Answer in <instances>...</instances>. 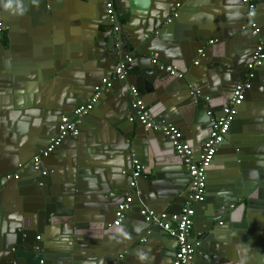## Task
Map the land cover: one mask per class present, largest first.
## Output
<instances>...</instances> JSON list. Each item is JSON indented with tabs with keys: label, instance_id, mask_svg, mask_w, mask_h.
Returning a JSON list of instances; mask_svg holds the SVG:
<instances>
[{
	"label": "crops",
	"instance_id": "1",
	"mask_svg": "<svg viewBox=\"0 0 264 264\" xmlns=\"http://www.w3.org/2000/svg\"><path fill=\"white\" fill-rule=\"evenodd\" d=\"M48 1L45 4V0H11L12 7L7 8L9 0H0V17L6 23L5 31L0 34V171L16 163V172L25 174L23 184L17 185L16 180L12 179L9 184L1 185L0 239L8 231L17 230L19 223H27L22 220V213L25 207L29 208L32 204L29 197L24 196L23 200L19 196L21 189L32 185L36 175L35 171L26 169L27 164L21 162V155L30 153L34 148L31 141L39 140L43 133L46 134L42 137L47 138L54 132L57 109L68 112L75 107V103L89 96L103 78L111 77L117 55L121 57L119 52L111 56L107 53L101 55L105 53L104 48L107 52L117 47L104 25L107 20L105 0ZM174 3L181 9V19L166 28L164 24L172 15ZM121 16L120 24L126 28L132 43L136 44L135 39H138L141 49L145 50H130L135 55L130 65L132 69L129 68L131 82L136 83L134 74L149 68L148 60L152 55L154 58L159 54L169 62V66L184 71L178 72L182 77L186 75L192 85H196V82L202 85L206 83L204 93L211 98H202L190 105L180 102L186 123L181 124L179 129L183 139L198 150L209 133L207 109L212 113L221 112L230 95L226 87L243 76L246 61L255 49L251 30L243 26L246 15L241 0H128L121 7ZM255 21L261 32L264 31L263 0H258ZM158 30L160 34L154 35ZM125 38L122 36L118 49L129 51ZM212 40L213 44L210 43ZM200 49L206 53L205 64L197 67L194 62L201 57ZM147 75L152 80L142 79L137 82L138 86L134 85L139 88L150 113L153 111L158 118H169V106L162 105L161 100L167 101L170 91L176 92L177 87L182 86V81L171 74L159 75L158 81L150 73ZM113 81L112 91L102 92L100 102L95 105L97 114L82 126V143L77 144L69 137L58 149L62 158L77 156L75 169L81 165V173L77 177L82 186L83 205L87 206L86 218L78 219V227L74 226L67 214L65 199L59 198L51 204L42 228L37 226L36 242L51 251L67 252L68 264H171L177 248L176 241L161 231L146 236L148 227L138 218L136 210L120 226L107 228L106 225L114 221L116 209L127 194L132 195L133 203L136 199L131 180L125 176H129V171L133 169L129 156L127 159L121 156L120 151L111 152L107 148L93 149L95 138L91 144L88 143L96 134L103 117L124 112H131L132 116L135 114L129 91L125 99L122 96L127 87L121 80ZM209 81L212 84L207 83ZM261 96V92L256 90L243 103L245 115L238 124L240 129H236L239 133H235L240 138L236 142L241 156H237L229 146L225 148L228 153L221 163H217L219 156L216 155L209 171L208 204L207 207L195 205L197 217L192 234L204 248L207 245L211 248L217 239H209L213 234L210 223L214 221L217 228L222 227L225 231V219L232 221L233 227L229 228L227 236L231 234L248 242L244 251L241 248L243 259L244 255L247 261L249 259L247 264H264V209L251 204L254 210L260 211L253 212L246 200H238L240 191L245 190L246 186L250 189L252 183L256 187L264 184V178L255 174L258 161L250 159L258 147L264 148L261 134L264 133V115H257L262 107ZM192 116L200 122H189ZM11 118L18 122L16 129L7 125ZM149 134L147 141L156 146L145 154L139 152L137 155L140 163H146L144 165L149 174L144 177L145 181L137 180L136 186H140L142 194L136 203L145 204L156 213H178L182 202L188 198L187 166L180 161L167 138L165 140L159 133ZM243 140L244 143H241ZM106 141L109 140L106 139L104 143ZM43 142V145L47 143L46 140ZM143 145L147 148L148 143ZM158 153L160 156L156 158ZM51 154L42 160L44 166L53 167V164L62 161ZM109 179L117 182L114 187L125 189L123 197L115 189L109 188ZM6 205L12 206V210L6 212ZM3 215L8 216V221L3 219ZM97 217H101L104 224L99 234L95 233L98 228L92 227L98 223L94 221ZM143 234L144 241H139ZM8 236L13 237L14 242L15 236ZM37 236H40L39 240ZM160 236L162 238L158 239ZM120 245L121 250L118 249ZM233 253L236 256L239 254L235 250ZM12 254L10 250H0V257ZM202 260L208 264L206 259Z\"/></svg>",
	"mask_w": 264,
	"mask_h": 264
},
{
	"label": "water",
	"instance_id": "2",
	"mask_svg": "<svg viewBox=\"0 0 264 264\" xmlns=\"http://www.w3.org/2000/svg\"><path fill=\"white\" fill-rule=\"evenodd\" d=\"M114 1L116 3L115 10H116V16H117V23L120 26V30H118L116 32L113 29L108 15H107L106 23H104V25H106L107 30L110 31L109 35L111 38H113V44L114 45L116 44L117 47H113L112 49L108 50L107 52L104 48L105 53H102L101 55L104 56L107 53L108 56H111V54H113V53L118 54V52H119L121 57H119V55H117L118 60L116 61L115 65H114V67H115L116 64L118 63V61L125 58L126 56H131L133 58L132 62H134L135 55L134 54L132 55L131 54L132 52L130 50L134 49L136 51L137 49H139L140 51H144V52H145V50L141 49L142 45H140L138 43L139 42L138 39H135V41L137 42L136 44L132 43L133 40L128 35L126 28L120 24V20L123 18L121 16V7L124 6V3H126L128 0H114ZM48 2H49L48 0H45L44 3L48 4ZM106 3H107V0H105V9L107 11ZM241 3H242V1H241ZM176 5L177 4L174 3V9L172 10V15H171V17L168 18V20H166V24H164V26H166V28L172 26L174 22L181 19V9L179 7H177ZM242 5L244 6L245 15H246V24L243 26H244V28H249L251 30V32L254 36V39H255V47H256V44L258 43V38L260 36L264 37V31L261 32V30H260V32L258 34L253 33V28L250 26V23L254 22V23H256V25L258 27H259V25L255 21V17H254V19L248 18L247 8L243 3H242ZM123 29H124V31L125 30L126 31L123 32ZM2 33H0V34H2ZM159 34H160L159 30L154 33V35H159ZM122 36L123 37L126 36L125 42H127V44H128L127 46L129 48V51H122L121 49H123V48L118 49V45H120L119 41L121 40ZM215 41H216V39H215ZM254 50L252 51V53H250L251 55L249 54L250 56L248 57V59L246 61L243 76L239 80L235 81V84L226 87V91L230 95L227 97L226 104L221 108L222 113L220 111H219V113H216V112L212 113L209 108L207 109V115L209 117L208 118L209 119V121H208L209 122L208 123L209 132L211 131L212 126L214 124V119H218L223 114L222 110L228 104L236 85L241 83V82H244L246 80V75L249 72L248 63L251 60V57L254 53ZM136 52H138V51H136ZM96 56H98V54ZM156 57L158 59L157 64H154L152 62V59H153V55H152L151 58L148 60V63L150 64V66H148L149 68H144L143 71L137 72L136 74H134V76H136V80H137L136 83L131 82V80H130L131 75H130V73L128 74L126 80L123 81L124 85L127 87V89L122 92V96H124V99H125V97L128 93V90H129L128 86H130L132 84L137 85V82L142 80V79H146V80L148 78L151 79L147 74L150 73L151 75H153L155 77V80H157V81H158V76L161 74H165L168 76L170 75L165 69H163V70L160 69V64L166 63L168 65L169 62H167L166 60H163L162 57L159 56V54L156 55ZM205 57H206V53H204L203 56L198 58L199 64L194 65V66L198 67V66L202 65V63L205 62L204 61ZM131 69L132 68H130V70ZM178 71L181 73L184 72L181 70H178ZM172 76L177 77L174 75H172ZM179 79L182 81L181 82L182 86L177 87L176 92L169 90L170 91V94H169L170 98H168L167 101L165 100V102H164L163 99L161 100L162 105L165 104V105L169 106V112H170L169 118H167V117L158 118L153 111L151 113L154 118L162 119V120H165L166 122L173 123L177 127H181L182 126L181 124L186 123V116L184 113H181V112H183V110L181 109L180 102H183L184 104L190 105L191 103L200 101V99L202 100V98H211L209 95L204 93L203 86L206 85V83L202 85L200 82H196L195 83L196 85H192L190 80L187 79L186 75H183V77H181ZM263 79H264V66L254 70V78L252 79V88L249 91H247V93H246V97H247L249 94H251L252 92H254L256 90H259L261 92L262 107L257 112V115H259V116L264 115V96H263L264 83L262 82ZM114 83L115 82L112 81V86L109 87L107 90H104L105 91V92L103 91L104 94L108 93L107 91H112V89L114 88ZM207 83L212 84V81H209ZM189 85H191L190 88H189ZM218 86H223V85H218ZM219 89H220V87H219ZM93 94H94V90H92V93L89 96L83 97L82 100L75 103L74 104L75 107L70 109L68 112H66L62 109H57L59 111H56L55 113H56V118H58V119H56L57 122H56V127H55L54 132L51 133L47 138L42 137L46 134V133H43L42 136H39V140L31 141V143L34 145V148L31 149L30 153L21 155V162H23L24 164H27L26 169L35 171L36 175H35V179H34L32 185L30 184L25 189H21L19 191V196L21 198H23V200H24V196L29 197L30 200L32 201V204L30 205L29 208L25 207L24 211L22 213V220L24 222H27V223L24 225L19 223L18 224L19 228L17 230H13L12 232L8 231V234L2 235L3 238L0 239V250L1 251L10 250L13 254L11 256L0 257V264H39L41 260H44L45 264H68V260L66 258L69 256H67V252L51 251L49 249L42 247L39 244V242H36V234H37L36 230H37V226H39V229L42 228V223L46 221V220H44V217H46V215H48L49 210L52 208L51 204H54L59 198L65 199V203H66V206L68 209L67 214L69 215L74 226L78 227V222H77L78 219L84 220L86 218L85 208L87 206L83 205V199L82 198L84 196L82 195V186H81L80 181L78 180V177H77L78 173H81V169H80L81 165H79V169L78 168L75 169V167H76L75 161L77 159V156H75V155L74 156H66L65 158L60 157V153L58 150L60 148V146L55 150V152H53L51 154V156L57 157L58 160L62 159L61 162H58L57 164H53L52 165L53 167L44 166V164L42 163V167L49 170V173L46 176L42 175L41 170H35L33 167V163L31 161L29 163L27 161L29 159L33 158L34 155H36L40 150H43L49 144L50 139L54 135H56L57 127H58L61 116L65 115V114H71L74 111V109L76 108V105H78V104L83 105V104L87 103V101L93 96ZM102 94L100 95V97L98 99L99 102H100V99L102 98ZM124 99L122 100V102H120V105L123 104ZM130 103H131V99H130ZM170 105H172V106L170 107ZM131 108H132V106H131ZM132 109L135 111V114H133V116H132L131 112L128 114H126L124 112V113L118 114L116 116L111 115V116L103 117L104 120L99 124V127H98L97 131L95 132L97 135L94 134L91 142L88 141V143L91 144L95 138V146L93 147V149L98 150V148H99V150H100L102 148H107V151H111V152L120 151L121 156L126 157L127 159L129 156V159L132 163H133L134 159H137V155H139V152H144V154H145L146 151H148L150 149H155L156 145H153L147 141V139H146V138H148L147 135H151V134H149L150 132H154L156 134L159 133V134H162L163 136H164V134L161 131H156L154 129L146 128L145 125H143L139 121L137 111L134 108H132ZM243 110H244V104L239 106L237 115L235 116V118L232 122L229 133L226 136L225 141L220 145V147L218 149V152L216 155L219 156V158H218L219 160L217 163H221L224 155H226L228 153V150L225 149L227 146L232 147L233 152L237 156H239V155L241 156V153H240L241 149L237 146V142H236V140L240 139V138L235 133H239L236 131V129H240V126L238 124L240 123L241 119L245 115ZM210 112H211V114H210ZM95 114H97V112L94 111V109H93L88 115H86L85 117L82 118L80 124L78 125V127H79L78 134L75 136L71 135V136H68L66 138L70 137V139L76 140L77 144H81L82 143V136H81L82 126L88 124V121L92 120V117H94ZM125 114H126V116H125ZM131 117H132V120L130 119ZM180 122H182V123H180ZM189 122L195 123V122H200V120L198 121L195 117L192 116L191 120ZM7 125L9 126V128L16 129L18 122L11 118V119H9V122ZM243 130L245 132H247L246 129H243ZM261 134H263L262 143L264 144V133H261ZM114 135L118 137L117 140H115L117 137L115 138ZM208 136H209V133L201 145L204 144V142ZM48 138H49V140H48ZM163 138L166 140L165 136ZM65 139L62 142H64ZM106 139L109 141H106L104 143V141ZM41 140H42V142H43V140H46L47 143H45V145H43L44 142L43 143L40 142ZM111 140H115V141H111ZM145 142L148 143L147 148H145V146L143 145ZM241 143H244V140L241 141ZM171 146H172V144H171ZM88 148L90 149V146H88ZM172 149L174 150L173 146H172ZM201 149H202V147H200L198 150L193 148L197 157L200 156ZM82 150L86 151L83 148H82ZM29 154H31V155L29 156ZM155 156H156V158H159L160 153L156 154ZM139 157L141 158V156H139ZM215 159H216V157H215ZM238 159H240V158H238ZM250 159H255L258 161V163L256 165V169H255V174H258V175H260L259 177L264 178V148L260 149L258 147L257 151L255 152V155L250 156ZM180 161L182 163H184L181 158H180ZM259 161H261V163ZM169 162H172V161H169ZM212 163H214V160ZM217 163H216V165H217ZM141 164L143 165V170H142V172L138 178H132L131 177V172L133 171V169H131L129 171V173H130L129 176L125 175L126 177H129L131 182L135 181L137 183V180L139 182L141 180L145 181L144 177L147 176V174H149L148 169H146V165H144L146 163H144V164L141 163ZM11 165L13 167L3 169L5 171H0V188H1L2 184H9V182L12 180V179L11 180L7 179L6 174H11L14 172H15V174H18V179H15L17 185L23 184L22 178H23V175H25V174H23L24 172L23 173L22 172H20V173L16 172L17 171V168H15L17 166L16 163L11 164ZM212 165L213 164H211L207 169L205 200L203 202L197 203V204L203 205V206L206 205V207L208 204V193H209V188H210V172L209 171L212 168ZM24 171H26V170H24ZM187 171H188V167H187ZM123 172L124 171H122V173ZM126 172L128 173V171H126ZM126 172H124V173H126ZM60 173H62V174H60ZM230 178H232V177H230ZM1 181H2V183H1ZM188 182H189V174H188ZM115 183H117V182H115L114 179H109V183H108L109 188L111 190L115 189V191L118 192V194L123 197V195H125V189H119L118 187H114ZM236 185H239L238 182H236ZM19 186H21V185H19ZM136 187H135L136 189L134 187L132 188L136 192L135 193L136 199H134L135 203L132 204L133 206L127 212L126 219H128L129 216L132 214V212L134 210H136L138 212V215H139L138 218L141 221H143L148 227L145 230L146 236H150L153 232L156 233V231H161L163 233V235H165V234L169 235L161 227L146 222L144 217L140 214V211L143 208H147V209H150V208L145 207L146 206L145 204L141 205L139 203H136L137 198L139 199L141 197L140 194H142V190H140V186L137 184ZM187 195L189 196V191H188ZM232 196L234 198V194H232ZM185 200L182 202L183 204H184ZM238 200H240V201L246 200V204L250 205L251 211L260 212V211L254 210L251 204L260 205L264 209V205H263L264 184H261L260 186L256 187L255 183H252V188H250V189L246 186L245 190L240 191ZM72 202H73V204H72ZM229 207H233V205L229 206ZM229 207L227 206L226 208L230 209ZM195 208H196V206H194V209ZM9 210H12V206L6 205L5 211L8 212ZM196 214H197V212L195 210L194 220L197 217ZM42 216H43V218H42ZM11 217H12V213H11ZM3 219L5 221H8V216L3 215ZM94 221L98 222L99 224L95 223L92 227L98 228L95 230V233L99 234V233H101V231H99V230L102 229V227H104V224H102L103 219L101 217H97L94 219ZM225 221L227 223V224H225V227H226L225 229H227L225 231L222 230V227L217 228L214 221L210 223V225H209V227L211 228L210 232L213 234L209 237V239L213 238V241H215L216 239L217 240L213 243L211 248L208 247V245H207V248L206 247L204 248L203 244L200 242V245L196 248V251H195V264H205L202 260L203 258L207 260L208 264H220V263L221 264L222 263L227 264V263H232V262H233V264H247L249 259L247 258L248 261L246 260V257H245L246 255H244V259H243L242 255H241V253H242L241 248L244 251V249L247 248V245H249L248 242L245 243L246 241L240 237L234 238L231 234L227 236V233H229V230H230L229 228H232L233 224L231 223L232 221H230V220L225 219ZM112 222H108L106 224L107 228H111V226H109V224H111ZM6 228H7V225H6ZM248 233H249V238H250L251 237L250 231ZM10 234L15 236L14 242H12L13 237L8 236ZM144 236H145L144 234L141 235L139 238V241L141 239H143ZM152 238H156V237H152ZM160 238H162V237L160 236L158 239H160ZM171 239L176 241L175 237H171ZM206 242H208V240H206ZM112 244H115V243L113 242ZM146 245H149V244L146 243ZM249 247H251V246H249ZM233 248H235L234 250L237 251V253L239 252V254H237V256L234 255ZM118 249L121 250V245Z\"/></svg>",
	"mask_w": 264,
	"mask_h": 264
},
{
	"label": "built area",
	"instance_id": "3",
	"mask_svg": "<svg viewBox=\"0 0 264 264\" xmlns=\"http://www.w3.org/2000/svg\"><path fill=\"white\" fill-rule=\"evenodd\" d=\"M247 8L249 19H254L257 11L258 0H241ZM264 1V0H263ZM107 15L109 16L110 23L113 29L117 32L120 26L117 23V16L115 10L114 0H107L106 3ZM250 26L253 28V33L258 34L260 28L256 23L251 22ZM6 29L3 19L0 17V33ZM211 44L214 41H210ZM199 55H204V50H199ZM133 61L131 56L118 61L112 72L113 78H103L99 84L94 87L93 96L83 105L77 106L71 114L62 115L57 127L56 135H54L49 144L40 150L31 162L35 170H41L43 176L48 175L49 170L42 167V160L53 153L68 136H75L79 132L78 125L83 117L88 115L94 108L102 92L112 86L113 79L125 81L129 74V67ZM154 64L158 63V59H152ZM195 65L199 64L196 60ZM264 66V37L258 38L254 53L248 63V74L246 80L236 85L228 104L223 109V114L214 119V124L209 136L202 145L200 156L197 157L192 146L183 139L182 132L173 123L166 122L162 119H156L150 113L147 105L145 104L139 88L136 85L129 86V93L131 97V106L137 111L139 121L145 125L146 128L161 131L168 141L172 144L176 154L182 159L184 164L188 167L189 174V196L185 200L180 212L167 213L143 208L140 214L144 217L145 221L153 225L161 227L169 236L176 238L177 248L175 256L171 264H195V251L200 245L199 239H194L193 226L195 209L197 203L205 200L206 191V176L207 169L212 164L216 157L220 145L225 141L229 133L232 122L237 115L238 108L243 104L246 93L252 88V79L254 78V70ZM160 69H165L171 75L182 77V74L172 66L160 64ZM264 83V79L262 80ZM264 96V89H263ZM211 114V112H210ZM132 120V118H130ZM132 178H138L143 170V165L137 160H133ZM7 179H18V174L11 173L6 175ZM136 185L135 181L131 182V186ZM133 204L132 195H126L125 199L118 205L114 221L109 226H120L126 218L127 212L131 209ZM40 239V236H37ZM144 241V239H141ZM39 264H45L41 260Z\"/></svg>",
	"mask_w": 264,
	"mask_h": 264
},
{
	"label": "clouds",
	"instance_id": "4",
	"mask_svg": "<svg viewBox=\"0 0 264 264\" xmlns=\"http://www.w3.org/2000/svg\"><path fill=\"white\" fill-rule=\"evenodd\" d=\"M7 8H11L12 7V2L11 0H9V3L6 5ZM21 14H23V10L21 9Z\"/></svg>",
	"mask_w": 264,
	"mask_h": 264
}]
</instances>
